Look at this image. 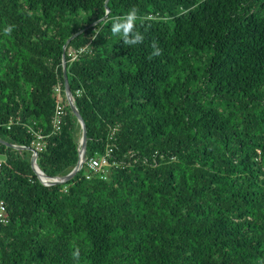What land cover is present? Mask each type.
Wrapping results in <instances>:
<instances>
[{
	"label": "trees",
	"instance_id": "16d2710c",
	"mask_svg": "<svg viewBox=\"0 0 264 264\" xmlns=\"http://www.w3.org/2000/svg\"><path fill=\"white\" fill-rule=\"evenodd\" d=\"M106 1L0 0V137L45 142L49 177L74 170L63 51L83 31L66 69L87 157L117 163L48 187L0 144V264H264V0ZM132 8L128 45L111 27Z\"/></svg>",
	"mask_w": 264,
	"mask_h": 264
},
{
	"label": "water",
	"instance_id": "95a60500",
	"mask_svg": "<svg viewBox=\"0 0 264 264\" xmlns=\"http://www.w3.org/2000/svg\"><path fill=\"white\" fill-rule=\"evenodd\" d=\"M108 2H109V0L106 1V4H108ZM109 13H110V10L107 9V14L103 19H106L107 16L109 15ZM82 33H83V31L72 36L67 41V43L65 44L64 51H63V64H64V68H65L64 77H65L66 98H67V101L69 102L72 114H73L74 118L77 120V123L80 125V128L82 130V138H81V143H80L78 162H77V165L74 168V170L67 176L49 177L40 169V167L38 165V162H37L38 154H37L36 150L31 149V148H27L24 146H18V145L11 144V143L7 142L6 140H4L3 138L0 137V144H3L9 148H13L16 150H21V151L27 150V151L31 152V161L30 162H31L32 169H33L34 173L36 174V176L38 177V179L40 180V182L43 185L48 186V187L55 186V185H63V184L70 182L71 180H73L76 177V175L82 170L84 163L86 161V158H87V150H88V142H89L87 126H86V123H85L84 119L82 118L79 110L76 107L75 99L73 97V94H72V91L70 88L68 72L66 69L67 68V47L70 44V42L73 41V39H75L77 36L81 35ZM45 179H50L49 183H46Z\"/></svg>",
	"mask_w": 264,
	"mask_h": 264
},
{
	"label": "built area",
	"instance_id": "2783aa9c",
	"mask_svg": "<svg viewBox=\"0 0 264 264\" xmlns=\"http://www.w3.org/2000/svg\"><path fill=\"white\" fill-rule=\"evenodd\" d=\"M74 60L77 58V55L72 53ZM61 87H56V93H57V107H56V114L54 117V132H60L62 128V117L65 115L64 112V106H63V97L61 95ZM31 132L34 133V130L31 129ZM38 138L40 140L44 139V136L38 134ZM45 143V142H44ZM44 143H38L34 150H36L37 154L39 151H42L44 148ZM112 150L108 151L105 155L100 157H93L88 159L86 158V161L84 163V166L82 170L86 171L87 179H92L94 175H100L101 177H104V179L108 178L110 173V167L113 165H117L116 162L113 164L110 162ZM3 167V161L0 159V177H1V171ZM8 207L6 205V202L2 198L0 194V227L8 222Z\"/></svg>",
	"mask_w": 264,
	"mask_h": 264
},
{
	"label": "clouds",
	"instance_id": "9594fccd",
	"mask_svg": "<svg viewBox=\"0 0 264 264\" xmlns=\"http://www.w3.org/2000/svg\"><path fill=\"white\" fill-rule=\"evenodd\" d=\"M137 9L132 8L127 12V14L123 17H120L118 20L114 21L111 27V32L114 36L119 37L124 40L125 44L134 45L136 43L142 42L144 36L140 34L138 31H134L135 23L137 21ZM12 26H8L4 29L6 34H10L12 32ZM131 34V35H130ZM154 51L152 53L153 56L160 55V49L157 48L156 44L152 45ZM74 258L79 259V251H75L73 253Z\"/></svg>",
	"mask_w": 264,
	"mask_h": 264
},
{
	"label": "bare ground",
	"instance_id": "6f19581e",
	"mask_svg": "<svg viewBox=\"0 0 264 264\" xmlns=\"http://www.w3.org/2000/svg\"><path fill=\"white\" fill-rule=\"evenodd\" d=\"M46 183H49L50 179H45Z\"/></svg>",
	"mask_w": 264,
	"mask_h": 264
},
{
	"label": "rangeland",
	"instance_id": "374dc122",
	"mask_svg": "<svg viewBox=\"0 0 264 264\" xmlns=\"http://www.w3.org/2000/svg\"><path fill=\"white\" fill-rule=\"evenodd\" d=\"M81 138H82V134L80 135V140H81ZM81 143V142H80ZM60 177V176H59Z\"/></svg>",
	"mask_w": 264,
	"mask_h": 264
}]
</instances>
